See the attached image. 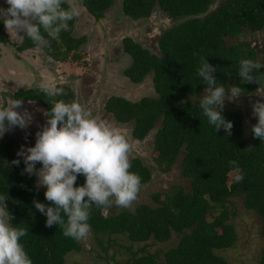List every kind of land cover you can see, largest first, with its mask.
<instances>
[{"label":"trees","instance_id":"obj_1","mask_svg":"<svg viewBox=\"0 0 264 264\" xmlns=\"http://www.w3.org/2000/svg\"><path fill=\"white\" fill-rule=\"evenodd\" d=\"M215 0H122V11L138 20L148 18L157 6L175 22L157 39L158 53H153L131 37L122 39V50L129 55L131 63L123 74L133 83H142L151 75L156 96H144L131 101L123 96L111 95L104 109L112 118L125 124L134 122L132 136L143 140L160 124L154 136L155 162L162 171H169L177 157L183 152L181 175L189 180L190 189L181 185L172 186L164 192L152 194L156 206L139 204L133 210L113 212L107 208H92L88 223L91 235L103 244V236L125 235L131 243L168 241L172 234L179 235L176 246L164 253L165 264H228L218 252L233 246L237 234L231 219L235 215L230 200L241 196L246 209L255 211L262 218L261 233L264 236V142L245 138L246 127L239 110L223 111L226 120L233 123L232 134L227 136L223 129L215 132L199 107V95L206 87L197 76L201 57L217 68V81L226 85H239L245 94L255 92V83L241 84L238 77L239 60L257 58V51L248 41L227 46L226 36H237L245 30L252 32L264 28V0H221L209 11ZM113 0H81L86 11L95 20L104 17ZM8 7V5L6 4ZM67 7V4L63 5ZM62 31L59 40H50L43 46L47 55L55 60L66 61L68 57L78 60L76 53L85 37ZM2 23V22H1ZM0 23V43H9ZM36 45L23 37L18 50ZM264 79V68L254 73ZM65 91V101H76L74 90L67 84H57ZM6 99L41 103L45 110L50 108L46 97L36 86L3 92ZM245 95V96H246ZM46 118V117H45ZM256 119L254 124L256 123ZM11 138H0V195H8L6 201L13 215V225L23 228L27 235L21 244L32 260V264H65L66 256L80 252V239L66 237L58 225L46 226V216L34 206L33 200L48 204L44 192L36 186L34 176L21 174L25 165L17 157ZM20 159L19 166L12 164ZM235 162L230 163V162ZM130 171L139 174L141 184L151 178L150 168L138 158L131 159ZM37 168L41 165L38 163ZM236 172L230 180V173ZM238 175L243 176L237 181ZM85 182L78 175L76 186ZM65 219H67L65 217ZM106 249V247H104ZM264 264V246L261 250ZM129 264H157L153 254L134 257Z\"/></svg>","mask_w":264,"mask_h":264},{"label":"clouds","instance_id":"obj_2","mask_svg":"<svg viewBox=\"0 0 264 264\" xmlns=\"http://www.w3.org/2000/svg\"><path fill=\"white\" fill-rule=\"evenodd\" d=\"M5 3L8 7H0V21L11 41L15 34L27 37L38 47L50 46V40H59L62 31H69V22L81 15L80 0H5ZM262 68L264 63L259 61L239 60L241 84L258 85L247 96L260 98L250 101L252 116L257 121L251 125V131L253 138L264 142V79L254 74ZM216 71L215 66L201 57L197 76L206 87L200 95L199 107L216 133L223 129L230 136L233 123L222 115L225 101H239L246 95L245 89L218 82ZM36 87L50 108L40 110L46 123L36 132L34 146L21 145L16 154L25 165L21 174L36 176L37 188H46L44 196L48 204L33 200L35 208L46 216V226L58 225L64 236L80 239L90 232L88 221L94 206L129 208L136 201L141 177L130 171L132 145L119 127L93 115L81 103L57 99L66 94L62 87L52 83H38ZM32 119V114L23 108V100L9 97L0 106V138L16 127L28 128ZM20 162L16 159L11 163L19 166ZM78 175L85 177L81 186H76ZM236 180L242 181L243 176L238 175ZM7 200L8 195H0V264H32L20 242L27 232L12 224L14 217L8 210Z\"/></svg>","mask_w":264,"mask_h":264},{"label":"rangeland","instance_id":"obj_3","mask_svg":"<svg viewBox=\"0 0 264 264\" xmlns=\"http://www.w3.org/2000/svg\"><path fill=\"white\" fill-rule=\"evenodd\" d=\"M220 1L215 0L209 11L215 9ZM121 2L122 0H113L104 17L95 20L86 11L80 0L81 15L74 21L72 35L75 37L84 36L85 41L76 51L79 55L78 60L68 57L66 61L56 63L55 68L60 69V73H56V69L55 71L54 69L50 70L52 68L47 65V62L39 57L38 54L41 53L39 48L34 51L35 54H32L34 49H28L27 54L30 57L25 60L22 54L16 50V45L21 37L13 34L12 42L3 22L0 21L2 29L11 41L8 40L7 44L0 43V106L6 104H4L3 92L11 93L16 89L31 86L34 82L67 84L74 90L77 102L84 105L93 115L114 124L126 134L132 145L130 159L138 157L144 165L150 168L151 178L147 183L141 184L138 197L132 206L122 208L113 205L107 208L105 213L108 210L113 212L124 209L133 210L135 206L142 203L156 206L152 194L162 193L175 185H181L185 191L190 189L189 180L181 175L183 152L177 157L169 171H162L160 165L154 160L156 152L153 141L160 126L159 123L143 140H138L131 134L134 126L133 121L120 124L104 109V104L111 95L123 96L131 101H136L144 96H156L151 75H148L142 83L136 84L123 74V70L130 65L131 59L122 50V39L131 37L151 52L159 54L158 37L175 24L157 6L148 18L134 20L124 14ZM5 5V0H1L0 7L6 8ZM242 41H248L254 46L257 51L256 61L264 63V28L257 32L247 29L237 36L225 37L227 46ZM11 43L12 45L9 47ZM201 93L191 97V100L199 98ZM257 99L260 98L246 95L241 96L235 103L225 101L224 111L239 110L243 114L247 140L252 132L251 125L255 121L252 116L251 102ZM29 102L23 104V108H26L33 116L29 127L26 129L16 127L3 136L15 141L13 148L16 152L19 151L21 145L34 146L36 132L46 123L43 111H40L45 110L41 103ZM235 176L236 172L230 173V180ZM34 179L37 183L36 176ZM39 189L46 188L40 187ZM230 200L234 204V207L230 208L235 214L231 222L235 226L237 240L232 247L218 253L227 260L228 264H261V250L264 246V236L261 233L262 218L255 211L244 207L241 196H233ZM110 237L103 236V244H99L89 232L80 240L83 251L70 252L65 258V264H129L134 257L145 253L155 255L157 264H165L164 253L169 248L176 246L179 240V235L175 233L166 242H156L150 239L145 243L134 244L125 235L114 234Z\"/></svg>","mask_w":264,"mask_h":264},{"label":"crops","instance_id":"obj_4","mask_svg":"<svg viewBox=\"0 0 264 264\" xmlns=\"http://www.w3.org/2000/svg\"><path fill=\"white\" fill-rule=\"evenodd\" d=\"M73 26H74V23H73ZM75 37V36H74ZM81 37V36H80ZM8 40L10 41V39H9V37H8ZM22 40H23V37H21L20 38V40L18 41V44L20 43H22ZM11 42V41H10ZM19 44V45H20ZM41 49V53H39L38 55H39V57H41L42 59H43V61H46L47 62V65H49V67H51L52 69H50V70H53L54 69V71H55V67H56V63L57 62H61L60 60H55L54 58H52V57H50L49 55H47L46 54V52L44 51V49H43V46H41V47H38V46H34V47H31V48H27V49H25V50H18V49H16L18 52H20L21 54H22V56H23V58L25 59V58H28V57H30L28 54H27V50L28 49H34L33 50V53L32 54H35V50L36 49ZM28 56H27V55ZM30 59H32V58H30ZM25 60H27V59H25ZM50 70H48V72H50ZM61 71H60V69H56V73H60ZM38 83H33L31 86H28V87H25V88H19V89H26V88H30V87H32V86H36ZM57 84H62V83H57ZM57 84H55V85H57ZM16 90H18V89H16ZM15 90V91H16ZM82 251H83V249H82Z\"/></svg>","mask_w":264,"mask_h":264},{"label":"flooded vegetation","instance_id":"obj_5","mask_svg":"<svg viewBox=\"0 0 264 264\" xmlns=\"http://www.w3.org/2000/svg\"><path fill=\"white\" fill-rule=\"evenodd\" d=\"M1 1V0H0ZM6 4V3H5ZM5 7L7 8V6L5 5ZM7 37H8V35H7ZM20 44V43H19ZM19 44H17L16 45V48L19 46ZM27 49V48H26ZM23 50H25V49H23ZM257 59V58H256ZM256 61V60H255Z\"/></svg>","mask_w":264,"mask_h":264}]
</instances>
